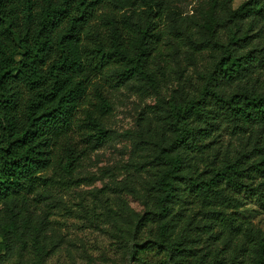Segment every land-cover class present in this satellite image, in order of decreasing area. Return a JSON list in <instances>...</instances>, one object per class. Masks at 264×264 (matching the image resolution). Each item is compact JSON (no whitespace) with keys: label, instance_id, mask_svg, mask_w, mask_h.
I'll list each match as a JSON object with an SVG mask.
<instances>
[{"label":"trees","instance_id":"obj_1","mask_svg":"<svg viewBox=\"0 0 264 264\" xmlns=\"http://www.w3.org/2000/svg\"><path fill=\"white\" fill-rule=\"evenodd\" d=\"M123 10L124 0H0V202L12 199L25 205L37 198L33 195L44 197L48 191L81 184L85 179L76 172L112 138V89L133 80L158 88L160 77L172 69L174 53L192 37L188 29H176L168 39L158 2L136 20L124 17ZM250 14L264 23V0H248L234 11L237 17ZM219 25L211 9L207 39L192 45L190 54L212 47L222 51L221 58L201 94L174 107L175 139L156 157L165 169L155 187L154 209L138 225L161 223L156 244L171 253L174 264H191L184 240L167 239L173 229L170 204L178 182L187 178L184 172L193 168L190 158L207 169L194 165L187 175L189 192L202 201L206 213L228 222L236 234L243 222L226 209L245 194L259 195L264 184H258L264 158L254 159L264 154V143L258 153L221 162L207 141L222 123L234 134L256 135L264 142V91L244 86L229 94L221 88L248 82L264 68V55L243 49L251 45L248 36L222 43ZM260 244L256 264H264V240ZM198 264L229 263L218 257Z\"/></svg>","mask_w":264,"mask_h":264},{"label":"rangeland","instance_id":"obj_2","mask_svg":"<svg viewBox=\"0 0 264 264\" xmlns=\"http://www.w3.org/2000/svg\"><path fill=\"white\" fill-rule=\"evenodd\" d=\"M153 1L162 7L161 28L169 40L173 39L169 32L176 29H188L192 37L182 41L172 69L160 77L158 88L133 80L112 89L113 115L108 122L112 138L76 172L77 178L85 179L81 184L48 191L44 197L33 195L37 198L25 205L12 199L0 202V264H174L171 253L156 244L161 223L138 225L154 209L155 187L165 169L156 157L175 139L174 107L201 94L222 55L220 49L208 47L192 57V45L207 39L205 24L212 9L220 22L217 35L222 43L248 36L251 45L243 49L264 55V23L252 14L234 15L248 0H124L123 16L136 20ZM244 86L264 91V68L248 82L221 84L229 94ZM207 141L221 162L258 153L264 143L256 135L234 134L222 123ZM263 158L264 154L254 156L257 161ZM188 162L193 168L178 182L168 218L173 219V229L167 239L184 240L191 264L218 257L229 264H256L264 240V184L259 195L245 194L226 209L243 222L236 234L228 222L206 213L202 201L189 192L188 176L194 165L201 171L207 167L194 157ZM262 182L264 176L258 184ZM141 245L143 251L132 258Z\"/></svg>","mask_w":264,"mask_h":264}]
</instances>
